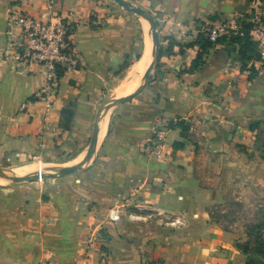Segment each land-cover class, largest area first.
Listing matches in <instances>:
<instances>
[{"label": "crops", "instance_id": "obj_1", "mask_svg": "<svg viewBox=\"0 0 264 264\" xmlns=\"http://www.w3.org/2000/svg\"><path fill=\"white\" fill-rule=\"evenodd\" d=\"M55 1L74 25L71 42L82 68L61 80L45 126L42 106L33 102L44 75L37 68L14 72L2 59L9 12L46 19L45 5L0 0V161H42L80 151L77 158L104 91L127 96L113 91L137 63L131 59L140 17L110 0ZM124 1L150 13L165 39L150 83L113 115L106 132L110 109L103 110L98 139L105 133V141L79 179L0 185V264H77L83 256L88 264L246 262L237 244L243 213L224 225L209 211L224 203H264V63L251 61L241 70L238 48L227 41L248 22L254 2L264 16V0ZM218 25L228 31L211 43L201 66L181 72L200 50L198 35L207 39L206 31ZM250 68L256 70L252 80ZM70 105L73 116L63 130L60 113ZM177 121L190 130L184 146L174 150L180 129L169 125ZM255 122L258 127L250 129ZM154 131L162 140L143 151ZM118 201L128 209L142 205L180 215L185 226L169 231L125 219L105 222Z\"/></svg>", "mask_w": 264, "mask_h": 264}, {"label": "built area", "instance_id": "obj_2", "mask_svg": "<svg viewBox=\"0 0 264 264\" xmlns=\"http://www.w3.org/2000/svg\"><path fill=\"white\" fill-rule=\"evenodd\" d=\"M41 1L47 12L46 19L23 11L9 12L5 28L6 48L2 59L14 72L28 73L37 68L44 75L45 83L33 96V102L41 104L42 123L46 126L54 111L61 80L66 75L80 71L82 63L71 42L74 25L67 18L63 6L55 0ZM248 23L250 39L256 45L259 60L264 63V16L257 2L253 4ZM227 31L223 25L211 26L206 31L207 39L214 44ZM28 105L29 103H25L20 108L26 109ZM162 138L163 134L157 132L154 144ZM107 216L112 224L125 219L128 223L154 224L169 231H177L185 226V219L180 215L148 209L142 205L128 209L115 203L109 208ZM77 264H88V258L81 257Z\"/></svg>", "mask_w": 264, "mask_h": 264}, {"label": "rangeland", "instance_id": "obj_3", "mask_svg": "<svg viewBox=\"0 0 264 264\" xmlns=\"http://www.w3.org/2000/svg\"><path fill=\"white\" fill-rule=\"evenodd\" d=\"M140 19H141V23H142V31L140 33L139 40L137 41L136 50L134 51V55L131 59L132 64H134L136 61H138L139 58L141 57L142 52H143V48L146 46V45L144 46L145 40L147 39L146 41H148L149 46L151 43L150 33L149 32L147 33V30H145V26L143 25L145 20L143 18H140ZM145 23H147V22H145ZM148 26H149V24H148ZM157 31H158V26H157ZM164 40L165 39H163L162 36L161 37L159 36V44L162 43ZM157 63H158V61L155 63V66L151 72V75H150V78H149L147 84L145 85V87L141 91H143L147 87V85L150 83L151 76L153 74V71H154ZM111 90L112 89H108V90L104 91L105 97H102V100L99 103V107L97 108V112L95 115V120H96V116L102 107L104 109H110V115L108 118V122L106 125L105 132H106V130H108V125H109L113 115L117 111H119L121 108H123L126 103H128L131 99H133L134 97H136L139 94L138 93L136 96H134L133 98L127 100L126 102H124L122 104H117V103L111 101V99H115V98L110 97ZM115 94L119 95V89H116L115 92L113 91V95H115ZM109 101H111V102H109ZM94 122H93L92 128L90 130L89 138L86 141H84V147H80V149L82 150V153H84L86 155H87V148L89 145V140H90V137L92 135ZM156 134H157V132L154 131L151 139L143 147V151L146 150V151L151 152V148L155 147L154 140L156 138ZM104 135H105V133H104ZM104 135L101 136L97 140L93 155H92L90 161L89 162L87 161L88 163L86 162L83 166H81L77 172L72 173V174L67 175V176H64L62 178H57V179H63V180L66 179V180H70V181L74 182V180L79 179V176L83 172L90 170L92 163L94 162L95 157L97 156L98 150L100 149L103 142L105 141ZM79 152L80 151L70 153V154L65 155V156L58 155L57 157H55L53 159L52 158L48 159V160L45 159L42 161L33 160V159H28L27 161L21 162V163H11V162H7V161H0V171L6 172V174L8 173L7 175L10 177H31V176L36 175L38 172L56 173L57 171H59L61 169H65L67 167H78V164L74 163V158L79 154ZM48 166H50V167H48ZM18 172H20L22 174H19ZM0 179H3V178H0ZM47 180H49V179H47ZM42 181H45V180H38L36 182H42ZM26 183H29V182H26ZM9 184H13V183L8 181V180H5V181L1 182L0 185H9ZM115 203L122 204L120 201L115 202ZM115 203H113V205ZM209 212H210L211 217L213 219L221 221L224 225H226V223H229V222L231 223V221L233 220V217L235 215L240 216V214L243 213L242 216H245L243 218V222H242L243 232H242V234L239 235V239H237V244L241 248L246 247V246L249 248L248 249L249 250V256L246 255V257H247L246 260L252 258L256 261H263L264 262V255L254 254L255 239L259 238L261 243L264 244V203L260 202V203H254L252 205L225 204L224 203V204H221V205L219 204V205H216L215 207H212ZM107 215H108V211L106 213V217L103 220L107 223H110ZM130 224H132V223H130ZM134 225L135 226H142V225H138V224H132V226H134Z\"/></svg>", "mask_w": 264, "mask_h": 264}, {"label": "trees", "instance_id": "obj_4", "mask_svg": "<svg viewBox=\"0 0 264 264\" xmlns=\"http://www.w3.org/2000/svg\"><path fill=\"white\" fill-rule=\"evenodd\" d=\"M250 31V24L247 22L246 24L242 25L241 31L239 34H231L228 38V43L231 45H234L238 48V53L240 55V62H241V70H245L248 63L251 61H257L259 60V55L256 50V45L251 41L249 36ZM218 42V40H217ZM216 42V43H217ZM195 44L199 45L200 50L197 52L196 57L194 60L190 63V65L185 68L183 71L184 73H191L195 70H197L201 64H202V57L206 50L210 47L211 43L208 41V39L204 38L203 35H198L197 41H195ZM256 70L253 68H250V74H249V80H252L253 76L255 75ZM60 76V74H59ZM71 105L67 108H64L61 110V119L63 121V130H67L68 126L71 122L73 112L71 110ZM259 122H255L250 126V129H254L258 127ZM169 126H175L180 129V136L181 141H176L172 144V147L174 150L181 149L185 142L189 139V130L190 127L188 124H186L184 121H177L174 124H170ZM255 251L254 254L264 255V244L261 243L259 238L255 239ZM239 249L242 251V253L246 256H249V248L246 247H239ZM245 264H264L263 261H256L252 258L246 260Z\"/></svg>", "mask_w": 264, "mask_h": 264}, {"label": "water", "instance_id": "obj_5", "mask_svg": "<svg viewBox=\"0 0 264 264\" xmlns=\"http://www.w3.org/2000/svg\"><path fill=\"white\" fill-rule=\"evenodd\" d=\"M110 1L113 2L119 8H121L123 11H125L127 13H131L133 15H136L140 18L145 19L149 24V33L151 36V43H150L151 47H149V57H151V61H150L149 65H148V67L144 73V82H143L142 86L140 87V89H138V91H136L135 93H132L131 95H127V96L122 97V98L111 99V101H113L117 104H122V103L126 102L127 100L136 96L138 93H140L141 90L147 84V82L150 78L151 72L155 66V63L159 60V56H160L159 34L157 31L156 21L150 13H148L147 11H145L139 7H135V6L131 5L127 2H125L124 0H110ZM144 50H145V48H143L142 55L144 53ZM142 55H141V57H142ZM111 101H109V102H111ZM103 110H104V108L102 107L100 109V111L98 112V114L96 116V120L94 122L92 135L90 137L89 145L87 148V156L89 157V159H91V157L93 155L95 145H96L97 140H98V135H99L98 121H99V117H100L101 113L103 112ZM81 166H83V165H79L78 167H67L65 169H61V170L57 171L56 173L38 172L36 175L31 176V177H10L6 174V172L0 171V178L11 181L13 184L22 183V182L32 183V182H36L38 180L62 178L64 176H67V175H70L72 173L77 172Z\"/></svg>", "mask_w": 264, "mask_h": 264}, {"label": "bare ground", "instance_id": "obj_6", "mask_svg": "<svg viewBox=\"0 0 264 264\" xmlns=\"http://www.w3.org/2000/svg\"><path fill=\"white\" fill-rule=\"evenodd\" d=\"M146 49L145 52L143 53L142 58L135 63V65L130 69L128 72L127 76L123 81L121 82L120 89H119V95H128L131 93H134L138 91V89L142 86L144 82V73L151 61V57H149V44L148 41L146 42ZM151 47V46H150ZM104 133V131H103ZM89 162L90 159L88 156L85 154H81L77 158L74 159V163H77L78 166L84 165L85 162ZM47 167V166H46ZM50 167V166H48ZM42 169V168H41ZM19 174H22L18 172ZM8 174V173H7ZM5 181V179H0V184L1 182ZM11 182V181H10Z\"/></svg>", "mask_w": 264, "mask_h": 264}]
</instances>
